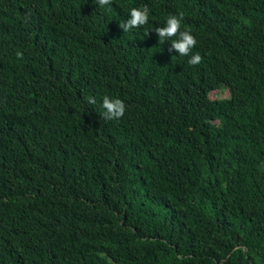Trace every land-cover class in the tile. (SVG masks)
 Segmentation results:
<instances>
[{"label":"trees","instance_id":"obj_1","mask_svg":"<svg viewBox=\"0 0 264 264\" xmlns=\"http://www.w3.org/2000/svg\"><path fill=\"white\" fill-rule=\"evenodd\" d=\"M0 264H264V0H0Z\"/></svg>","mask_w":264,"mask_h":264},{"label":"clouds","instance_id":"obj_2","mask_svg":"<svg viewBox=\"0 0 264 264\" xmlns=\"http://www.w3.org/2000/svg\"><path fill=\"white\" fill-rule=\"evenodd\" d=\"M99 7L111 5L112 0H96ZM107 10H111L110 8ZM130 17L127 21L120 23V27L124 32H128L133 28L143 26L148 23L149 20V9L147 6L144 7H131L129 11ZM183 20V13L169 14L166 18L164 26L156 27L154 30L159 37V42L164 43L165 41L171 40V49L175 50L181 56H189L192 48L195 47L197 40L192 32L185 28L181 30V23ZM17 57H22L21 52H17ZM202 61L201 55L194 54L190 56L188 63L190 65H197ZM88 104L94 105L96 103L95 97H86ZM102 108L104 111L101 113L104 120H117L124 116L126 111V105L120 98H111L105 95L102 100Z\"/></svg>","mask_w":264,"mask_h":264},{"label":"rangeland","instance_id":"obj_3","mask_svg":"<svg viewBox=\"0 0 264 264\" xmlns=\"http://www.w3.org/2000/svg\"><path fill=\"white\" fill-rule=\"evenodd\" d=\"M212 98H222L227 99L231 96V92L227 88H221L218 90H214L211 93Z\"/></svg>","mask_w":264,"mask_h":264}]
</instances>
